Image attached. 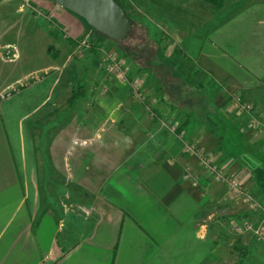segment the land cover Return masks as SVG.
<instances>
[{"label":"crops","instance_id":"obj_1","mask_svg":"<svg viewBox=\"0 0 264 264\" xmlns=\"http://www.w3.org/2000/svg\"><path fill=\"white\" fill-rule=\"evenodd\" d=\"M173 1L149 0L148 11L162 2L187 54L179 74L211 94L213 115L166 101L157 77L149 93L260 208L209 177L111 74L61 70L71 45L58 31L83 33L84 21L52 0H0V264H264V245L242 226H264V129L230 109L239 95L264 125V0Z\"/></svg>","mask_w":264,"mask_h":264},{"label":"rangeland","instance_id":"obj_2","mask_svg":"<svg viewBox=\"0 0 264 264\" xmlns=\"http://www.w3.org/2000/svg\"><path fill=\"white\" fill-rule=\"evenodd\" d=\"M121 1L126 6L125 10L135 19L134 27L128 35L114 40L87 24L79 14L72 13L84 21L83 26H86V29L84 27L85 31L83 30V33L79 34L74 31L70 32L68 29H59L56 37L61 43L65 42L67 45H71V48L68 49L69 52L65 53L67 59L64 58L63 61L59 59L58 65L61 66L62 71L66 69L72 73H88L89 76L95 72L101 75L111 74L129 90L133 99L141 104L143 114L154 121L158 120L162 126L174 132L176 134L174 136L178 138L180 127L176 120L170 118L167 121L157 111L158 95L150 94L148 89V85L151 83L150 76L157 77L158 83L165 93L166 101L180 107L186 106V110L193 116L203 113H206L207 116L213 115V112L205 110L212 104L211 94L198 85L197 80L190 79L185 82L182 75L179 74L178 60L186 52L178 46L177 29L170 30L167 25L165 27L163 25L169 16H163L162 2L155 6L156 14L152 16L148 11L149 0ZM173 2L177 3L176 0ZM64 8L72 12L66 7ZM208 17L209 15H205L203 19L207 20ZM170 19H173L174 26L179 24L177 14L170 15ZM78 86L76 85L74 88L77 89ZM134 90H140L143 98L136 96ZM74 96L73 94V98ZM173 127L178 129H173ZM182 135L183 137L179 139L184 140V149L186 143L192 140L184 138L187 135L183 133Z\"/></svg>","mask_w":264,"mask_h":264},{"label":"built area","instance_id":"obj_3","mask_svg":"<svg viewBox=\"0 0 264 264\" xmlns=\"http://www.w3.org/2000/svg\"><path fill=\"white\" fill-rule=\"evenodd\" d=\"M28 1L29 0H26V2ZM134 94L143 98V94L140 90H134ZM230 107L231 111L236 114L245 115L246 124L251 129L256 130V132H261V130L264 129L263 123H260L255 113L252 111V104L248 101L245 102L239 95L234 94V96L230 97ZM173 129L178 128L173 127ZM178 135L180 138L183 136L181 132H178ZM183 152L194 154L195 157H198L199 164L205 168L208 176L213 177L214 180L221 182V184H226L236 196L242 197V200L248 204L250 209L260 208L255 194L244 186L243 181L238 176L234 175V172L217 162L214 154L211 151H207L206 147L202 146L199 142L190 141L184 146ZM183 177L190 180L196 187L199 185L200 180L190 167L185 168ZM65 207L74 213L80 214V216H90L94 210L91 206L85 204L81 205L79 203L65 204ZM232 225L233 228H238L236 222ZM242 226L252 231L254 233V239L264 245V226L260 220L254 222L249 218H245Z\"/></svg>","mask_w":264,"mask_h":264},{"label":"water","instance_id":"obj_4","mask_svg":"<svg viewBox=\"0 0 264 264\" xmlns=\"http://www.w3.org/2000/svg\"><path fill=\"white\" fill-rule=\"evenodd\" d=\"M110 38L126 37L134 27V17L125 10L121 0H52Z\"/></svg>","mask_w":264,"mask_h":264},{"label":"trees","instance_id":"obj_5","mask_svg":"<svg viewBox=\"0 0 264 264\" xmlns=\"http://www.w3.org/2000/svg\"><path fill=\"white\" fill-rule=\"evenodd\" d=\"M130 14V13H129ZM131 15V14H130ZM132 16V15H131Z\"/></svg>","mask_w":264,"mask_h":264}]
</instances>
